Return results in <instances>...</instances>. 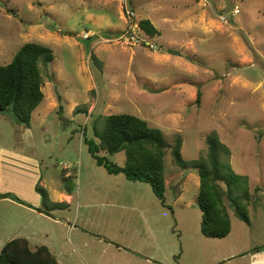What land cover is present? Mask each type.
Returning <instances> with one entry per match:
<instances>
[{
  "label": "rangeland",
  "instance_id": "1",
  "mask_svg": "<svg viewBox=\"0 0 264 264\" xmlns=\"http://www.w3.org/2000/svg\"><path fill=\"white\" fill-rule=\"evenodd\" d=\"M127 9L158 30L139 34L153 49L117 39ZM83 31L93 37L81 40ZM26 43L50 48L53 60L48 72L41 67L44 98L28 129L0 112V149L24 157L12 168L15 204L0 202V250L26 238L59 264H252L264 253V0H0V66ZM111 114L145 120L169 146L180 137L186 162L204 156L205 139L217 135L232 172L248 178L250 224L228 207L229 235L204 237L198 175L173 165L169 149L172 210L149 185L97 166L83 133L93 138L94 120ZM100 155L125 163L123 151ZM33 168L40 185L28 179Z\"/></svg>",
  "mask_w": 264,
  "mask_h": 264
},
{
  "label": "trees",
  "instance_id": "2",
  "mask_svg": "<svg viewBox=\"0 0 264 264\" xmlns=\"http://www.w3.org/2000/svg\"><path fill=\"white\" fill-rule=\"evenodd\" d=\"M138 25L149 37L159 34L147 19L139 20ZM52 60L50 48L37 43H26L9 64L0 66L1 113L11 111L17 124L29 128L31 115L44 98L41 67L48 72L47 67ZM199 99L200 94L197 93L196 103ZM92 131L93 138H87L84 132L83 141L96 165L103 167L108 174H121L130 182L149 185L161 205L169 210L172 209L166 203L164 183L166 150H170L173 165L182 170L195 171L199 178L197 205L201 212L200 232L204 237L223 239L229 235L231 223L227 214L228 207L234 208L241 221L250 224L247 211L251 199L248 178L232 172L228 161L229 150L217 135L211 134L205 139L204 156L186 162L181 155L180 137H176L173 145L169 146L159 129L150 127L145 120L134 115L98 116L94 120ZM259 136L262 137V133ZM122 151L125 153L123 166L111 163L100 155ZM68 177L70 176L63 172V181ZM0 198L14 200L9 194H0ZM0 264L59 263L47 247L30 248L26 238H14L1 248Z\"/></svg>",
  "mask_w": 264,
  "mask_h": 264
},
{
  "label": "crops",
  "instance_id": "3",
  "mask_svg": "<svg viewBox=\"0 0 264 264\" xmlns=\"http://www.w3.org/2000/svg\"><path fill=\"white\" fill-rule=\"evenodd\" d=\"M7 154H3V151L2 149H0V166L2 164V156H5V171L3 170L2 167H0V194H9L10 196H18V192L21 191V189L18 187V184L14 185L12 184L11 182L16 179V175L13 171V166H14V163L16 162L17 159H19L18 161H22L24 157L21 158V156L17 155V154H20V153H15L14 151H8L6 152ZM22 159V160H21ZM29 160V159H28ZM21 165V164H20ZM21 167L23 168V165H21ZM34 172V173H33ZM33 172H29L28 176L29 178L28 179H31L32 181L36 182L38 180L39 182V185L43 183V181L40 179H37V174L35 173V168H33ZM5 179V184H3V180ZM11 183V186H9L8 184ZM22 184L24 185L25 183L22 182ZM43 186V185H42ZM18 187V188H17ZM28 187H30L28 185ZM33 187V184H31V187ZM23 194H24V191H23ZM22 196V195H21ZM61 199H64L65 201H71V197L69 195H60ZM2 201H6L8 203H12V204H15V201H13V199H10V198H0V202ZM39 201V200H38ZM19 205H23L25 206L24 204H21L19 203ZM26 207V206H25ZM36 214L42 216L41 213H39L38 211L35 212ZM257 257V258H256ZM251 258H253L252 260V264H264V253H261V254H257L255 256H251Z\"/></svg>",
  "mask_w": 264,
  "mask_h": 264
},
{
  "label": "built area",
  "instance_id": "4",
  "mask_svg": "<svg viewBox=\"0 0 264 264\" xmlns=\"http://www.w3.org/2000/svg\"><path fill=\"white\" fill-rule=\"evenodd\" d=\"M120 2L124 5H127L128 0H120ZM127 16H128V26L126 28V30L120 34V36L117 38L119 41H124L127 44L131 43V44H144L147 45V47L153 49L154 46L151 43H147L145 39H142L140 37V33L143 32L141 30V28L138 25V22H136L135 20V14L133 11L127 9ZM239 13V10L237 7H234L232 9V16H236ZM219 20L222 24H228L229 23V19H227L225 16H219ZM144 33V32H143ZM93 37V34L89 31H83L81 32V34L79 35V38L83 41H87L90 40Z\"/></svg>",
  "mask_w": 264,
  "mask_h": 264
}]
</instances>
